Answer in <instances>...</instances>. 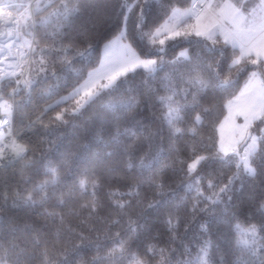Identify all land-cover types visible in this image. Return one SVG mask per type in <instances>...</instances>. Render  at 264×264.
Returning a JSON list of instances; mask_svg holds the SVG:
<instances>
[{
	"label": "snow or ice",
	"instance_id": "snow-or-ice-1",
	"mask_svg": "<svg viewBox=\"0 0 264 264\" xmlns=\"http://www.w3.org/2000/svg\"><path fill=\"white\" fill-rule=\"evenodd\" d=\"M166 4L0 0V227L13 236H0V264H172L178 223L188 240L178 264H264V193L242 198L241 183L264 174V0ZM234 75L247 80L224 105ZM241 97L250 111L235 113L244 123L227 143L198 139L215 104L228 107L230 119ZM33 98L46 106L36 109ZM22 104L32 112L17 129ZM97 106L77 151L36 156L30 145ZM8 151L15 155L5 163ZM115 174L124 179L98 200L96 190ZM175 176L188 198L183 218L168 183ZM145 185L159 199L145 204ZM70 203L79 210L66 211ZM19 232L32 239L17 243Z\"/></svg>",
	"mask_w": 264,
	"mask_h": 264
},
{
	"label": "trees",
	"instance_id": "trees-1",
	"mask_svg": "<svg viewBox=\"0 0 264 264\" xmlns=\"http://www.w3.org/2000/svg\"><path fill=\"white\" fill-rule=\"evenodd\" d=\"M157 6L158 7H166V0H156ZM176 8H187V5L184 3H178L174 5ZM162 15V13H161ZM187 46V45H185ZM229 47V51H230ZM179 51V49H177ZM173 53L169 51L168 56L165 57V59H170L172 57ZM92 60L95 59L93 56L91 58ZM89 61L85 60L84 63L87 64ZM97 66V65H96ZM77 68L80 67V65L76 66ZM163 74V73H162ZM74 73L69 74L65 73L64 79L69 80L71 76H73ZM139 77H137L136 81L133 83H139ZM247 79V76L244 75H234L233 77V87L230 90L232 92V96H227L226 99L224 100V105H226L227 99H230L236 93L239 91L241 88L243 82ZM51 83V82H50ZM133 83H129L125 85V88L132 87ZM158 85V82L153 83V87H156ZM42 88L44 91H47L48 85H42ZM207 91V90H205ZM161 94H164L163 92ZM213 95H215V91H213ZM39 96V93L36 94V97ZM19 97L17 100L19 101ZM24 99L27 101L28 97L25 96ZM56 99H59V97L54 96L52 100H49L48 103H54ZM109 98H105L103 103H107ZM188 100H191V97L188 98ZM183 103V101H181ZM32 106H34L36 109H39L41 107L46 106L42 100H39L38 98H33L30 102ZM207 106V105H206ZM99 110V106H97L95 109H92L91 111L88 112V114L83 118V120H77L73 123L68 124L67 126L60 128L53 136L51 137H45L43 138L45 140L44 143H36L33 145H30L35 151L36 156H40L43 152L44 149H48L49 152L53 154H58L59 151H64V150H69V151H77L78 150V145H81L84 143L83 137L87 134V128H86V122L89 117L93 116L96 111ZM109 111H114L113 109H110ZM32 108L31 107H26L25 105H20L18 112L15 114L16 117V127L17 129H22L23 125L20 124V118H24L25 123L27 122V116L31 114ZM226 114V106L220 105V104H215L213 106V111L211 115L207 116L206 119L204 120V126L201 128L199 131V136L198 139L206 141L208 144H211L212 142V137L215 136V139L218 140V124L220 121L223 119V117ZM34 118V117H33ZM35 139V138H34ZM51 140V143H48L47 141ZM23 142V141H22ZM98 151H104V148L101 147L100 149H94ZM108 151H111L112 149H107ZM127 159V158H125ZM137 164H139V160H137ZM21 165H17V170ZM228 165H224L225 171L228 169ZM150 173L145 171L143 177H138L140 179L146 178ZM169 175H172L171 172H169ZM30 176L29 172L24 173V178H28ZM17 180H20L21 177L18 175L16 177ZM124 177L122 174H115L114 176H109L107 183L101 188H98L97 191V199L106 202V197L108 193L111 191V189L108 187L109 183H114L118 180H122ZM168 183L171 185V188L176 191L177 195L181 198V200H176V207L180 208V212L177 213L178 217L183 218L185 216V213L183 211V202H187V196L185 195V191L181 190V177L180 176H175L173 179L169 180ZM241 183L243 184V193H242V198H250L253 195H258L260 193H264V174H261L255 178H249L245 176ZM25 187H30L28 185H24ZM237 192H240V186H237ZM141 200L146 204L148 202H151L153 199H159L158 195H154V193L148 189L147 185L144 186L143 191L141 192ZM175 200V197L173 198ZM83 203V201H81ZM191 205L189 204V208ZM223 207V206H222ZM79 210L78 205H74L72 203L69 204L68 208L66 211L68 212H76ZM136 211H139L136 209ZM4 216H9L10 212L5 211L3 213ZM34 220H38V217H34ZM68 219L72 220L73 223H76V220L72 217L69 216ZM127 219V217L125 218ZM187 220L191 221L192 224H195V221H192L191 217H187ZM18 224L23 227L24 221L18 220ZM29 224H32V221H28ZM40 223L42 224L43 221L41 220ZM36 225H33L35 227ZM55 232V229H53V233ZM186 234V226L183 223H178L177 224V229L175 232L176 239L175 241L169 245L171 248L177 249L176 252V257L173 259L172 264H178V261L183 259L180 255V252L182 251L181 249V244H188V240H182L181 238L184 237ZM0 236H4L5 239L7 240H12L13 236L11 233L8 231V226L5 224L3 227H0ZM16 241L17 243H25L28 242L32 239L31 235L24 233V232H19L16 234ZM164 240L168 239L167 233H165L162 237ZM189 239H191V234H189ZM161 247L163 245H160ZM195 258V252H193V259ZM15 259V257H13ZM233 259H236L235 257ZM240 259H245L244 256H241ZM23 264V262H21ZM28 264H40L38 258H33L31 259ZM107 264V262H106ZM153 264H156L154 261Z\"/></svg>",
	"mask_w": 264,
	"mask_h": 264
},
{
	"label": "rangeland",
	"instance_id": "rangeland-1",
	"mask_svg": "<svg viewBox=\"0 0 264 264\" xmlns=\"http://www.w3.org/2000/svg\"><path fill=\"white\" fill-rule=\"evenodd\" d=\"M179 12H184L186 8H177ZM177 23L181 22V18L178 17ZM97 67H99V64H97ZM91 70V69H89ZM247 80V79H246ZM246 80L243 82L241 88L239 91L231 97L230 99H234L235 96H239L240 91L244 89V85ZM227 104V102H226ZM250 111L248 103H246V100L244 97H241L239 100H236L232 106V118L226 119V117H229V109L226 107V114L223 117V119L218 124V140L222 137L227 143L235 134L237 131V126L242 125L244 123V118L242 115H235L237 112H247ZM0 116H2V112H0Z\"/></svg>",
	"mask_w": 264,
	"mask_h": 264
},
{
	"label": "bare ground",
	"instance_id": "bare-ground-1",
	"mask_svg": "<svg viewBox=\"0 0 264 264\" xmlns=\"http://www.w3.org/2000/svg\"><path fill=\"white\" fill-rule=\"evenodd\" d=\"M14 153H12L11 151H8L6 154H5V163H8L9 160H12L14 159Z\"/></svg>",
	"mask_w": 264,
	"mask_h": 264
}]
</instances>
